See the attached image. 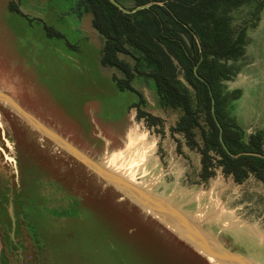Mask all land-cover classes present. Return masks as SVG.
<instances>
[{
	"label": "rangeland",
	"instance_id": "1",
	"mask_svg": "<svg viewBox=\"0 0 264 264\" xmlns=\"http://www.w3.org/2000/svg\"><path fill=\"white\" fill-rule=\"evenodd\" d=\"M249 8L233 12L234 27ZM100 48L82 0H0V89L104 167L165 197L225 246L264 264V184L253 177L236 184L217 170L202 187L192 186L197 151L188 150L180 162L160 160L170 139L182 140L171 134L181 109L165 108L143 76L132 78L134 91L118 90L113 77L122 74L101 66ZM232 66L224 87L239 90V99L231 112L246 134L264 132V10ZM136 104L159 118L162 134L137 118ZM162 164L185 170L186 177L166 175ZM0 187V223H6L5 189L17 219L16 233L12 222L9 234L16 250L6 248L0 226L7 264H212L2 102Z\"/></svg>",
	"mask_w": 264,
	"mask_h": 264
},
{
	"label": "trees",
	"instance_id": "2",
	"mask_svg": "<svg viewBox=\"0 0 264 264\" xmlns=\"http://www.w3.org/2000/svg\"><path fill=\"white\" fill-rule=\"evenodd\" d=\"M116 1L127 9L153 2L148 8L124 13L109 0H82L100 36L101 66L122 74L113 77L116 88L134 91L132 78L143 76L153 81L165 108L181 109L171 134L182 135V140L175 138L177 154L185 156L183 146L199 154L196 183H208L220 170L236 184L249 177L264 184V132L248 135L243 131L231 112L239 90L224 87L235 74L232 63L245 52L248 33L260 22L264 0H131V6ZM246 6L250 7L249 16L234 27L233 12ZM10 8L18 12V7ZM195 67L208 85L195 75ZM134 107L138 119L162 134L158 117L143 111L139 104ZM8 203L5 189L2 207L6 223L0 226L6 248L13 251L17 247L9 236L12 220ZM4 253L2 242L0 264H7Z\"/></svg>",
	"mask_w": 264,
	"mask_h": 264
},
{
	"label": "water",
	"instance_id": "3",
	"mask_svg": "<svg viewBox=\"0 0 264 264\" xmlns=\"http://www.w3.org/2000/svg\"><path fill=\"white\" fill-rule=\"evenodd\" d=\"M113 5L118 7L124 13H134L138 10L148 8L153 2L127 9L116 0H109ZM195 75L203 82L207 83L196 72ZM208 85V83H207ZM0 102L7 104L26 124L33 130L37 131L42 137L50 140L57 148L65 151L67 154L80 162L87 170L95 174L98 178L104 181L105 184L112 186L132 202L158 218L160 222L172 229L183 240L190 244L193 249L209 258L215 264H260L253 257L242 253L232 251L225 247L217 238L206 232L191 215L180 209L165 197L152 193L138 183L127 180L121 177L118 173L109 168L104 167L100 161L96 160L86 152L79 149L61 134L50 128L30 112L26 111L11 95L0 89ZM215 101L212 98V114L215 117ZM221 133V127L216 121ZM222 141V140H221ZM11 202L9 201V204ZM8 207V212L14 223L11 209Z\"/></svg>",
	"mask_w": 264,
	"mask_h": 264
},
{
	"label": "crops",
	"instance_id": "4",
	"mask_svg": "<svg viewBox=\"0 0 264 264\" xmlns=\"http://www.w3.org/2000/svg\"><path fill=\"white\" fill-rule=\"evenodd\" d=\"M133 87H135V84L133 83ZM133 101H135V100H133ZM23 101H21V103H22ZM24 103V102H23ZM131 101H128V105H127V108H129L130 107V105H131ZM133 104V103H132ZM24 105V104H23ZM25 106V105H24ZM25 110H27V109H25ZM168 140V139H167ZM164 141H161V142H159V144L161 143H163ZM142 143V142H141ZM137 144V145H136ZM143 144V143H142ZM168 148L167 149H164L163 148V150L162 151H160V152H158V158L160 159V160H162L163 162L165 161V157H166V155L172 160H174V159H176L177 161H181V157H182V155H180V154H177V152H176V142H175V140H174V142H173V140H171L170 139V141L168 142ZM137 146H138V143L136 142L135 143V148L134 149H136L137 148ZM189 149L187 148V147H185V146H183V151L185 152V156H183V157H187V155H188V153H187V151H188ZM190 151V150H189ZM197 166H198V168L200 169V157H199V155H198V158H197ZM149 168H151V167H149ZM162 171H164L165 172V174L166 175H169V174H172L173 173V171L174 172H178L179 174V176L181 175V173L183 172L184 173V177H186V173L187 172H185V170H183V169H178V170H174V169H172V168H175V167H168V165L167 166H165L164 167V165L162 164ZM198 169V170H199ZM176 172V173H177ZM196 182H198V174H197V180L196 181H194V182H192V186H203V185H205L204 183H196ZM223 244V243H222ZM224 245V244H223ZM225 246V245H224ZM225 247H227V246H225ZM227 248H229V247H227ZM230 249V248H229ZM230 250H232V251H236V250H233V249H230ZM236 252H242V251H236ZM212 264H215L214 262H212Z\"/></svg>",
	"mask_w": 264,
	"mask_h": 264
}]
</instances>
